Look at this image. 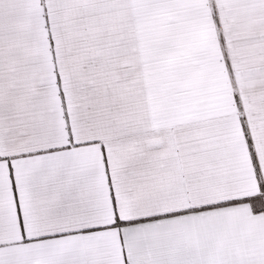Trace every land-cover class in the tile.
Instances as JSON below:
<instances>
[{
    "label": "snow or ice",
    "instance_id": "1",
    "mask_svg": "<svg viewBox=\"0 0 264 264\" xmlns=\"http://www.w3.org/2000/svg\"><path fill=\"white\" fill-rule=\"evenodd\" d=\"M0 264H264V0H0Z\"/></svg>",
    "mask_w": 264,
    "mask_h": 264
}]
</instances>
